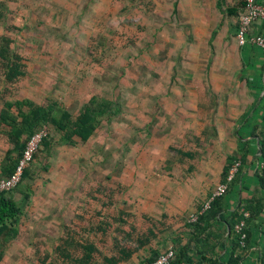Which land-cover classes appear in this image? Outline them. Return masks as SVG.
Listing matches in <instances>:
<instances>
[{
    "label": "rangeland",
    "instance_id": "rangeland-1",
    "mask_svg": "<svg viewBox=\"0 0 264 264\" xmlns=\"http://www.w3.org/2000/svg\"><path fill=\"white\" fill-rule=\"evenodd\" d=\"M3 1L6 24L16 27L11 34L26 64V76L13 97L35 103L53 97L73 115L91 95L116 101L120 107V113L102 123L87 143L74 137V146L54 147L46 158L47 172L32 182L20 239L9 247L3 262L31 264L34 243L45 241L49 251L65 228L79 234L91 223V209L85 204L89 185H104L107 179L114 193L113 206L106 212L134 215L142 212V201L135 199L142 197L141 184L147 189L146 180L154 175L163 184L159 171L170 153L167 131L153 122L160 115L142 110L151 108L153 97L166 86L169 63L157 60L169 57V27L181 16L171 7L179 0H127L128 9L122 13L114 0ZM126 36L135 41H126ZM156 72L164 78L154 77ZM3 150L1 145L0 157ZM15 200L20 202V196ZM73 209L86 216H74ZM148 254L142 252L128 264H140Z\"/></svg>",
    "mask_w": 264,
    "mask_h": 264
},
{
    "label": "trees",
    "instance_id": "trees-1",
    "mask_svg": "<svg viewBox=\"0 0 264 264\" xmlns=\"http://www.w3.org/2000/svg\"><path fill=\"white\" fill-rule=\"evenodd\" d=\"M114 1L120 7L119 12L128 9L125 5L127 0ZM219 6L220 2L217 3L218 8ZM243 11V0L224 8L228 17H237ZM6 17L5 1L0 0V83L3 85L0 91V141L4 146L0 177L7 178L13 173L25 144L33 133L42 129L46 136L39 143L17 186L9 191H0V264L5 261L10 245L20 239V221L23 209L31 199L32 182L40 172H47L46 158L53 148L63 144L74 146V137L79 139L80 144L87 143L102 123L110 122L120 113L116 101L97 95H91L84 101L76 115L62 108L53 97H45L41 103L13 97L17 83L26 75V65L11 34L16 27L6 24ZM126 41L132 43L135 38L126 36ZM255 136L259 141L257 162L263 163V166L256 167L254 175L257 186L253 194L241 197L234 210H226L224 196L234 185L240 184L242 189L244 187L240 175L244 157L239 155L227 158L220 183L225 181L234 161H239L240 167L229 183L226 194L213 198L208 207L196 215L194 221L187 220L184 223L185 242L175 243L174 257L168 264H243L254 244V232L260 234L264 241V131L260 130ZM105 181L104 185L99 183L87 187L88 200L85 204L90 207L92 217L87 228H80L81 232L77 234L65 226L49 251L45 241H37L34 243L36 257L31 264H128L134 256L147 250L149 254L140 264H149L161 254L159 248L153 247L157 243L159 245L158 238L165 241L163 233L168 232L167 221L137 218L131 212L121 210L116 214L106 212L107 208L113 206L114 189L109 187L110 181ZM15 195L20 196V202L15 200ZM203 204L197 212L201 211ZM78 210H72L74 216L84 218L87 212ZM244 212L247 213L246 218L243 217ZM241 220H244L242 233L245 235L242 246L239 235L233 229ZM227 246L229 252L223 258L220 253ZM251 264H264V247L261 252L258 251L255 262Z\"/></svg>",
    "mask_w": 264,
    "mask_h": 264
},
{
    "label": "crops",
    "instance_id": "crops-1",
    "mask_svg": "<svg viewBox=\"0 0 264 264\" xmlns=\"http://www.w3.org/2000/svg\"><path fill=\"white\" fill-rule=\"evenodd\" d=\"M237 1L179 0L171 4L181 20H173L169 27V57L157 60L169 63L168 87L159 89L151 108L143 106L142 110L160 115L153 122L167 131L170 153L159 171L165 185L155 175L146 180L147 189L141 184L142 197L138 194L135 199L142 201V212H133L137 218L167 221L165 241L158 238L159 245L153 247L161 253L174 248L177 241L185 242L183 225L221 182L227 158L244 157L240 167L244 187L234 185L224 196L227 211L234 210L241 197H250L257 186L259 141L255 135L264 131V55L253 46L236 44L237 17L226 16L224 8ZM256 2L264 9V0ZM260 28L257 22L251 31ZM154 77L163 79L164 74L156 72ZM1 145L0 141V149ZM253 241L243 264L254 263L264 247L257 232ZM228 252L229 247L220 254L225 258Z\"/></svg>",
    "mask_w": 264,
    "mask_h": 264
},
{
    "label": "built area",
    "instance_id": "built-area-1",
    "mask_svg": "<svg viewBox=\"0 0 264 264\" xmlns=\"http://www.w3.org/2000/svg\"><path fill=\"white\" fill-rule=\"evenodd\" d=\"M244 1V11L237 16L236 29H235V41L239 47L246 45L253 46L257 48L262 55H264V9L256 2V0H243ZM257 22H260L262 28L252 32L251 29ZM46 136L44 130H38L32 134L25 144V147L21 153L13 173L7 178L0 177V191H9L17 186L21 180V176L25 168L31 163L33 154L37 150L39 143ZM263 163H258L256 167H262ZM240 167L239 161H234L231 167L228 170L225 181L218 184L213 192L210 194V197L203 204V207L200 212L189 216L188 221H194L196 215L205 210L210 201L213 198L221 197L226 194L228 190L229 183L232 181L234 175L237 173ZM243 217H247V213H243ZM244 227V220H241L239 223L235 224L233 229L236 234L239 235L240 245L242 246V240L245 235L242 233ZM174 257L173 247H168L161 254H159L151 263L149 264H168Z\"/></svg>",
    "mask_w": 264,
    "mask_h": 264
}]
</instances>
